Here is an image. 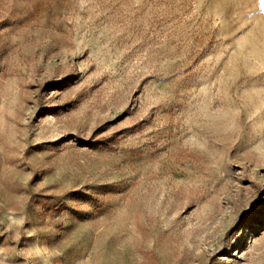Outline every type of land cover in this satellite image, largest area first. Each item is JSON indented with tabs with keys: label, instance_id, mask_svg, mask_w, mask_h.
Wrapping results in <instances>:
<instances>
[{
	"label": "rangeland",
	"instance_id": "374dc122",
	"mask_svg": "<svg viewBox=\"0 0 264 264\" xmlns=\"http://www.w3.org/2000/svg\"><path fill=\"white\" fill-rule=\"evenodd\" d=\"M0 264H264V0H0Z\"/></svg>",
	"mask_w": 264,
	"mask_h": 264
}]
</instances>
